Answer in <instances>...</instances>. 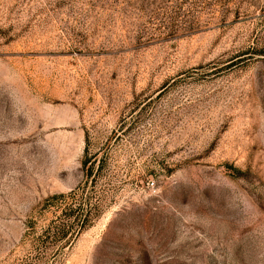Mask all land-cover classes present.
Instances as JSON below:
<instances>
[{
	"label": "rangeland",
	"instance_id": "rangeland-1",
	"mask_svg": "<svg viewBox=\"0 0 264 264\" xmlns=\"http://www.w3.org/2000/svg\"><path fill=\"white\" fill-rule=\"evenodd\" d=\"M0 264H264V0H0Z\"/></svg>",
	"mask_w": 264,
	"mask_h": 264
},
{
	"label": "trees",
	"instance_id": "trees-1",
	"mask_svg": "<svg viewBox=\"0 0 264 264\" xmlns=\"http://www.w3.org/2000/svg\"><path fill=\"white\" fill-rule=\"evenodd\" d=\"M83 153L84 158L81 162V168L86 175H90L97 159L94 155H89L88 153L87 136H85ZM229 168H231L235 175L240 174L238 169L232 166ZM72 194V191L66 194H54L47 197L43 202V209H49L50 207H60V209L59 213L54 216V219L47 224L40 239H45L50 244L59 246V248L70 247L78 235L90 227L92 223V213L81 215L77 212V208H72L66 204V197Z\"/></svg>",
	"mask_w": 264,
	"mask_h": 264
}]
</instances>
